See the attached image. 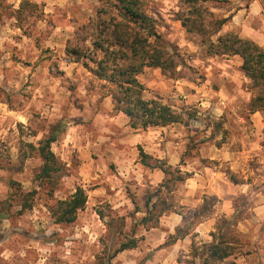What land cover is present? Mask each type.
I'll use <instances>...</instances> for the list:
<instances>
[{"label": "clouds", "instance_id": "1", "mask_svg": "<svg viewBox=\"0 0 264 264\" xmlns=\"http://www.w3.org/2000/svg\"><path fill=\"white\" fill-rule=\"evenodd\" d=\"M21 2L22 0H0V7L15 13ZM243 2L244 0H231L229 7L235 11L237 7H242ZM28 3L35 6L31 12L25 11L19 21L15 18L6 19L3 26H0V130H4V139L12 144L19 140L23 141L24 145L33 144L39 148L37 141L43 142L48 138L54 121H59L64 128L71 129L73 137L69 141L70 146L63 149V161L69 166L64 169L63 178L56 185L64 198H71L76 190L75 185L86 182L77 174L76 155L69 156V153L87 151L99 155V171L104 172L103 165L113 159L109 155L112 152V141H106L105 137H112L117 144L125 146L132 158H136L134 146L138 143L137 134L140 133V114L134 110L132 102L124 100L110 84L100 87L111 78L113 69L126 67L133 61L120 58L121 50L116 47V35L112 32V25L107 23L113 13L107 10L104 0H28ZM101 8H105L108 15H98L97 12ZM65 41L70 42L67 44L69 49L75 47L79 50L78 63H73L71 53L65 55ZM97 41L103 44V48L93 46ZM47 47H52L53 51L47 54L51 58L45 60L42 53ZM11 57H16L17 60L13 61ZM25 60L31 61L32 67H21ZM82 65H87V70ZM93 69L97 73L103 72L101 79L93 80ZM61 70L63 75L59 74ZM86 85L89 86L86 88ZM69 87H72L73 91L69 92ZM246 102L247 97L241 96L237 91L225 107L233 116L237 112L246 115ZM219 104H224V101H215L209 97L200 111L205 116L211 115L212 121L215 122L219 120L222 111ZM21 118L23 124L18 132L16 123ZM132 124H137V127L133 128ZM235 124L237 128H249L247 123L240 124L238 116ZM191 127L203 129L205 124L194 121ZM9 128L12 129L10 133L6 131ZM212 133L213 129L208 127L199 139H206ZM63 135L61 132L55 142L58 150L63 142ZM183 143L184 141H181L179 151L167 161L173 169L178 166ZM57 154L59 155V151ZM12 160L13 163L16 162L15 152ZM147 163L152 167L157 164L153 160H148ZM230 163L235 170L238 166L236 161ZM261 164L264 165V159ZM209 167L219 170L210 162ZM0 175L4 173L0 172ZM68 175L71 176V181L67 179ZM248 175L251 180L246 187H242L238 192L225 190L224 198L230 203H235L236 207L231 209L227 216L229 223L225 228L219 229L218 235L223 232L235 236L240 242L237 245L238 250L251 253L250 256L241 257L237 264H264V234L261 233V228L264 227V211H257V208L264 210V169L259 176H252L251 173ZM25 176L26 182L22 191H31L36 185L27 182L31 181L30 169H26ZM124 179L135 177L124 176ZM96 182L102 183V178ZM0 189V200L8 199L11 190L3 184H0ZM133 190L135 191V186ZM37 192L38 195H43L39 189ZM60 194L53 196L51 200L44 196L42 202L37 203V207H41V203L47 207L39 215H25L19 222V227L27 229L34 238L52 243L46 247L38 246L18 237L0 241V264H84L85 261L87 264H96L95 258L98 256L108 264L109 253L105 252V247L109 241L103 224L78 228L72 236H66L64 224L53 226ZM152 203L155 204L156 200L153 199ZM130 207L129 205V209ZM219 215L220 212L213 213V219L206 222L205 230L195 238L197 247L201 243L211 242V237L206 233L207 230L217 231L213 225ZM107 218L105 211V219ZM180 223L177 217L176 224ZM163 240L164 237H161L158 242ZM148 250L150 249H146ZM110 264H115V260Z\"/></svg>", "mask_w": 264, "mask_h": 264}, {"label": "rangeland", "instance_id": "2", "mask_svg": "<svg viewBox=\"0 0 264 264\" xmlns=\"http://www.w3.org/2000/svg\"><path fill=\"white\" fill-rule=\"evenodd\" d=\"M25 1L26 3L22 5V7L20 4L15 13L8 11L7 8L0 7V13H6V15H0V26H3L6 19L15 18L19 21L25 11L31 12V9L35 6L30 5L28 0ZM262 1L264 7V0ZM230 3L231 0H207L203 3V6L213 13L215 19H221L230 15L232 11V8L229 7ZM247 3L248 0H244L242 4L246 5ZM8 7L10 8L11 5ZM19 9L20 12H18ZM146 9L148 14L155 19L156 29L163 38L164 46L169 53H172L174 56L177 63L176 71H178V75L182 77L174 78L162 73L159 68L145 67L143 71L137 75V79L145 88L143 96L146 99L153 98L169 104L176 112L180 113L185 120L189 121L188 125L173 123L177 125L178 131L174 130L176 134L169 137L170 141L174 143L178 150L179 146H181V141H184L182 144L183 151L180 152V157H194L195 154H192V152L196 151L197 153V149L204 146L206 143L208 147L220 144V142H225L224 144L226 145L231 144L233 147H241L243 131L241 128L236 127L235 119L236 116H242L243 119H239L240 124L250 123L248 119V113L250 112L249 101L257 92L251 87L249 80L244 76L241 70V58L238 55L236 57H234V55H207L206 46L200 43L199 35L195 31L188 32L178 19L180 15H189L186 6L181 4V0H150L146 5ZM226 14L228 15L224 16ZM206 27L208 31L211 30L209 26ZM222 29L223 26L217 34L214 33L211 36V39L215 40L218 34H223L227 31L235 32V30L223 31ZM24 35L26 36L27 33H24ZM64 43V52L65 55H68L71 53L70 50L72 48L69 49L67 47V44L70 43L69 41H65ZM52 51V47L43 49L42 55L45 56V60L51 58L47 54ZM71 55L74 58L73 63H78L76 56L72 53ZM11 59L13 61L17 60L16 57H11ZM37 59L39 60V58ZM21 67H32V62L25 60ZM82 67L87 70V65H82ZM59 74L63 75L64 73L61 70ZM49 75H51L50 71ZM92 76L93 80H99V78L95 77L93 74ZM108 84L116 89V85L108 81H106L105 85H101L100 87H105ZM88 86L89 85H86L85 87L87 88ZM221 86L231 96L235 95L238 91L241 96L247 97V102L244 106L247 112L246 115L237 112L235 116H233L231 113L227 115V119L219 118V120L213 122L211 115L205 116L201 113L200 109L203 107L201 102H205L209 97L217 101L218 96L216 90ZM68 90L71 92L73 88L69 87ZM260 111L264 122V110ZM188 114L194 116L189 117ZM229 117L232 118L229 119ZM197 119L200 120L198 123L206 122L208 126L203 129L191 127L194 121L197 122ZM22 124L23 120L21 118V120H18L16 123V130L18 132ZM73 127H76V125H73ZM208 127L213 129L212 135L206 139H199L202 132L207 131ZM166 129L168 133L170 128L167 127ZM245 130L246 132H251V134L254 133L251 126ZM6 131L10 133L12 129L9 128ZM54 132H56V139L51 143V150L58 160L59 170L50 178H37L36 175L42 166V159L38 154L36 145L32 144L35 148L30 149L27 145H24L23 141L19 140L16 141V144H12L11 141L4 139V130H0V172L4 173V175H0V184H3L11 190L8 194V199L0 200V241L18 237L21 240L30 241L38 246L46 247L49 243H52L51 241L41 242L37 238H34L27 229L19 227V222L25 215H39V213L47 207V205L42 203L41 207H37V203L42 202L44 196H47V198L51 200L53 196L60 194L56 185L59 180L63 178L62 174H64V169L69 166L63 161V149L70 146L69 141L72 140L73 133L71 129L64 128L59 121L53 122L49 129V136ZM61 132L64 133L63 142L58 150L55 147V142ZM262 132L264 136V130ZM217 135H219L218 140ZM101 136L103 137V134H101ZM105 139L106 141H112L110 145L112 152L109 153V155H111L113 159L110 163L103 165L104 172L99 171V165L97 163L101 159L99 155L87 151L69 153V156L73 154L76 155L78 160L77 174L82 181L86 182L81 185H75V188L82 187L86 191L87 202L85 207L78 211L74 222L64 224L66 236H72L78 228L88 227L90 224H103L107 230L109 241L108 245L105 247V252L109 253L107 257L108 264H110L112 260H115V264H148V262H151V264H180L181 261L197 264L198 259L196 258L194 261L192 257L194 250L198 249L195 241H193L190 249L181 251V254L175 257L172 262H169L166 257L160 258V252H155L160 247H163V245L171 242L172 238L175 236L174 234L165 235L160 247L155 251L152 250L155 249L153 248L155 244L152 243L151 245L147 242L151 237L149 232L151 231L152 223L143 225L140 221L147 214V207L145 204L147 197L153 194L155 189L158 188V185L163 182L165 175L163 173L161 181L156 183V178L154 182L149 183L147 175L139 171L142 169L141 166L136 165L137 159L139 163L142 164L139 158L140 145L138 143L135 144L136 158H132V156L127 153L124 145L117 144L112 137H105ZM40 141L41 140H38L37 144ZM250 142L253 144V141ZM256 142V144L264 148V138L262 140H256ZM176 143H179V146H177ZM58 151L59 155L57 154ZM257 151L260 152L258 157H264V149H257ZM13 152H15V163H13L12 160ZM129 161H131V163H129ZM143 168L147 169L149 167L143 165ZM26 169H30L31 174V181L27 182L36 185L31 191L27 192L22 191L24 183L26 182ZM93 169H95V173H93ZM181 173L185 172L181 171ZM124 176L135 177V179L125 180ZM99 178H102V183L96 182ZM67 179L71 181V176L68 175ZM183 182L184 180L175 183L173 191L171 192V198H168L169 195H166L169 202L172 204L171 210L166 212V214L172 211L182 212V210H188L187 207L191 205L186 200L185 193L187 187L184 186ZM133 186H135V191L133 190ZM37 189L43 193L42 196L38 195ZM0 191H2V189H0ZM31 192L32 194H29L30 196L28 197V203H31L30 206L22 207L23 196ZM165 193L166 192L163 190L161 196H165ZM60 195L61 199H65L62 194ZM125 201H127V203H125ZM181 202L188 204L186 206L181 204ZM213 202L207 199L205 203L209 208ZM129 205L131 206L130 209ZM105 211L108 214L107 219H105ZM141 213L143 214L141 215ZM199 214L200 210L198 206H196L192 214H187V216L183 217L182 223L184 225L183 227H185L184 232L192 230L193 225L200 219ZM52 223L54 227L61 225L55 221ZM156 226L160 229H166L165 224H161L160 221H158ZM175 234L179 235L180 232H176ZM53 235H55V233H53ZM161 237L160 235L159 239H161ZM129 239H134L136 246L132 249H126L115 254L114 251L118 248L120 243L128 241ZM146 249L150 250L146 251ZM117 257L119 258L117 259ZM185 257L189 258L184 259ZM100 261L105 264L99 256L95 258L96 264ZM193 261L195 263H192ZM65 264H67V262H65ZM84 264H87V261H85Z\"/></svg>", "mask_w": 264, "mask_h": 264}, {"label": "trees", "instance_id": "3", "mask_svg": "<svg viewBox=\"0 0 264 264\" xmlns=\"http://www.w3.org/2000/svg\"><path fill=\"white\" fill-rule=\"evenodd\" d=\"M150 0H105L104 4L108 11L113 14L107 21L112 25V32L116 35V47L121 50V59L128 58L132 60L126 67L115 68L112 70V76L108 82L116 85L117 92L124 100L130 101L133 108L140 115L139 128L147 127H164L173 123H183L188 125L189 121L176 112L169 104L163 103L157 99H141L145 90L142 83L137 79V75L143 71L145 67L159 68L162 73L174 78H181L176 71V60L172 53L164 46L163 38L156 29L155 19L148 14L146 5ZM207 0H181V4L186 6L189 15L179 16L181 25L188 31H195L200 38V43L205 44L206 53L209 56L216 55H238L241 58V70L244 76L249 80L251 87L257 92L249 101V111L264 110V49L254 41L241 38L238 33L227 31L218 34L215 40L211 39L214 33H218L222 26L229 20L230 15L221 19H215L213 13L207 10L203 3ZM26 1L21 2V7ZM105 8L98 10V14L107 15ZM20 12V9L18 10ZM118 18V19H117ZM206 26L211 28L208 31ZM94 47L103 48V44L99 41L94 42ZM111 47V44L109 45ZM70 52L76 56L78 60L80 52L77 48H72ZM92 74L101 79L103 72L97 73L95 69ZM127 115V113H125ZM193 117L194 115H189ZM133 128L137 124H132ZM264 130V128H263ZM54 132L46 140L40 141L39 148H36L42 159V166L36 177L50 178L59 170V163L51 150V143L56 139ZM30 149L35 147L27 144ZM140 162L149 167L160 169L165 179L158 185L153 194L147 197L145 202L147 214L141 219V224L146 225L152 223L154 227L158 224L159 217L170 211L172 204L168 198H171V192L176 182L183 181L190 176L189 173H181L179 167H173L167 164L164 159L155 158L145 153L139 148ZM148 160L156 161L155 167L149 166ZM166 165V166H165ZM171 170V171H170ZM163 190L165 196H161ZM32 194L28 193L23 196L22 207L30 206L28 197ZM166 195H169L167 198ZM155 198L156 203L152 201ZM210 200H215L210 197ZM87 202V193L82 187H76L71 198L59 199L57 201V215L54 221L58 224H68L75 221L78 211L82 210ZM208 208L204 202L201 210ZM50 211H52L50 209ZM203 212V211H202ZM227 218L222 217L217 224V231H211V242L202 243L198 249L194 250L192 257L198 259L197 264H226V260L231 255L239 252L237 245L239 240L230 234L219 232L220 228L228 225ZM185 230H183L184 232ZM176 232H180L177 228ZM136 246L134 239H129L120 243L115 254L132 249ZM192 263H195V262ZM98 264H104L101 261ZM196 264V263H195Z\"/></svg>", "mask_w": 264, "mask_h": 264}, {"label": "crops", "instance_id": "4", "mask_svg": "<svg viewBox=\"0 0 264 264\" xmlns=\"http://www.w3.org/2000/svg\"><path fill=\"white\" fill-rule=\"evenodd\" d=\"M228 14L224 15L227 16ZM259 25V26H258ZM223 31L235 30L241 38H247L254 41L261 48L264 49V7L262 0H248L246 5L242 4V7H237L235 11L230 12L229 20L223 25ZM237 55H234L236 57ZM217 101L223 100L224 104H219L221 107V119H227V115L231 114L225 105L229 100L232 99L227 91L221 87L216 90ZM205 102H201L204 105ZM248 119L250 120L249 126H251L254 135L251 132H246L245 129H241L242 132V146L233 147L231 144L226 145L225 142H220V144H215L214 146H206L207 143L197 149V153L194 157H180L178 159V166L182 172H187L190 174L188 178L184 180V186L187 187L185 193L186 200L191 205L187 207L188 210H182V212L172 211L169 214H162L160 218V223L165 224L166 229H160L157 226L151 227L149 232L150 238L147 241L152 245L155 244V251L163 242L160 241V235L165 237L168 235H175L172 241L163 247H160L155 252H160V258L166 257L169 262H172L175 257L181 254V251H187L190 249L193 241L196 237L200 236V232L204 231L208 221L213 219V213L220 212L218 218H216V223L213 227H217L220 219L222 217L227 218L232 208L236 207L235 203H230L224 198V192H238L242 187H246L247 183L250 182L252 176L261 175V170L264 169V165L261 164V160L264 157L259 156V150H263V146L256 144V140H262L264 122L261 115V111L257 110L248 113ZM239 119H243L242 116ZM246 120V119H245ZM197 122L200 120H196ZM201 123V122H199ZM205 127L206 122L204 123ZM176 124L167 125L166 127L153 128L147 127L145 129H140V133L137 134L138 144L145 153L158 158L164 159L167 163L168 159L173 157L179 150L176 149L174 143L170 141L169 137L176 134L174 132L178 131ZM170 128L169 132H166V128ZM225 128V127H224ZM162 130V131H161ZM224 130V129H223ZM250 141H253L251 144ZM179 146V143H176ZM199 155V156H198ZM261 155V154H260ZM197 156V157H196ZM236 161L237 167H234L230 161ZM209 162L216 165L219 170H213L209 167ZM168 164V163H167ZM136 165L141 166L140 173L143 172L147 175L149 183L154 182L157 178L156 183L161 181L163 178V172L157 168H143V165L136 163ZM171 165V164H170ZM243 178V179H241ZM214 197V202L209 208L201 210V206L207 199ZM193 203V204H192ZM180 204V203H179ZM186 205L188 203H182ZM198 206L200 210V219L193 225L192 229H199V231L193 232L192 230L183 232L185 227H183V217L187 214H192L194 208ZM221 209L223 211L221 212ZM203 211V212H202ZM205 211V212H204ZM257 211H264L257 208ZM203 213V214H202ZM235 215V213H233ZM177 217L180 219V224H176ZM163 222V223H162ZM182 225V226H181ZM203 226V227H202ZM162 228V227H161ZM171 228V232H169ZM180 230V234L177 235L176 229ZM212 230H207V235ZM261 233L264 234V227L261 228ZM187 242V243H185ZM183 245V246H182ZM242 247V245H241ZM250 252H236L235 254L228 257L224 262L226 264H237V261L241 257L250 256ZM180 264H191L190 262L181 261Z\"/></svg>", "mask_w": 264, "mask_h": 264}]
</instances>
